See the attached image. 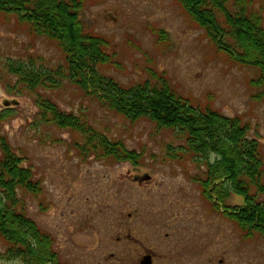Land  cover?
Returning <instances> with one entry per match:
<instances>
[{
    "label": "rangeland",
    "instance_id": "rangeland-1",
    "mask_svg": "<svg viewBox=\"0 0 264 264\" xmlns=\"http://www.w3.org/2000/svg\"><path fill=\"white\" fill-rule=\"evenodd\" d=\"M246 1L260 15L264 28V0ZM80 20L86 33L105 42V52L112 57V64L99 71L124 89L164 79L191 105L246 125L249 137L260 143L264 185V92L250 85L256 71L232 63L177 0H82ZM29 59L48 69L65 65L64 54L53 41L36 36L16 15L0 13V91L3 99L18 102L4 109L0 100V137L38 183L40 191L35 195L19 192L20 210L51 236L60 264H86L87 249L100 232L90 219L99 207L98 217L108 218L113 216L112 208H121L125 215L134 202L148 208L178 201L182 206L196 203L197 216H208L200 189L189 181L199 168L184 152L185 139L147 120H125L67 79L54 90L38 89L35 94L21 90L7 66ZM40 100L77 117L110 142L122 143L139 155L138 165L81 154L75 146L83 142L81 135L40 121ZM128 170L150 174L154 185L141 189L119 181L118 176ZM256 200L264 205V195ZM242 202L233 195L228 205L234 208ZM218 216L213 213L215 223ZM225 226L215 224L214 232H239L234 225V230ZM5 248L0 239V251ZM250 248H256L254 241ZM0 264L13 263L0 259Z\"/></svg>",
    "mask_w": 264,
    "mask_h": 264
},
{
    "label": "trees",
    "instance_id": "trees-1",
    "mask_svg": "<svg viewBox=\"0 0 264 264\" xmlns=\"http://www.w3.org/2000/svg\"><path fill=\"white\" fill-rule=\"evenodd\" d=\"M191 21L228 59L256 71L250 82L264 92V28L259 14L246 0H177ZM82 0H0V13L14 14L36 36L53 41L64 54V66L48 69L29 59L7 66L17 79L16 86L35 94L38 89L54 90L62 80L74 83L102 107L125 120H147L158 129L172 131L185 139V151L207 169L203 187L213 188L215 200L231 196L243 198L245 206L230 208L229 217L246 231L264 232V195L260 143L249 137V129L239 119L229 118L209 108L200 109L176 94L164 79L124 89L99 68L112 64L105 42L86 33L80 20ZM39 119L82 136L76 148L83 154L136 166L139 155L120 142H110L103 134L62 113L50 101L37 102ZM10 110H8L9 112ZM0 239L6 248L0 259L13 264H60L50 235L42 232L20 209L19 192L39 193L30 170L20 167L9 143L0 137ZM251 191H254L251 194Z\"/></svg>",
    "mask_w": 264,
    "mask_h": 264
},
{
    "label": "flooded vegetation",
    "instance_id": "flooded-vegetation-1",
    "mask_svg": "<svg viewBox=\"0 0 264 264\" xmlns=\"http://www.w3.org/2000/svg\"><path fill=\"white\" fill-rule=\"evenodd\" d=\"M193 163L197 164L195 161ZM197 167L199 173L189 177V181L200 189L205 204L204 213L208 216H197L196 203L182 206L178 201H164L148 208L134 202L127 206L129 209L125 215L124 211L118 210L121 208H112L110 213L113 216L108 218L98 217V214L102 215V208L99 207L90 219L100 232L95 233L94 245L87 249L85 263L264 264V232H248L239 227L229 217L230 198L223 202L215 200L213 188L218 184L204 188L201 182L207 169L202 163ZM118 179L141 189H150L154 185L151 175L145 172L128 170ZM257 203L263 205L259 200ZM243 206L244 200L242 206L234 208ZM213 213L221 215L216 217L219 222L215 223ZM222 223L226 229L236 228L239 232L215 233V224ZM252 241L256 248H250Z\"/></svg>",
    "mask_w": 264,
    "mask_h": 264
},
{
    "label": "water",
    "instance_id": "water-1",
    "mask_svg": "<svg viewBox=\"0 0 264 264\" xmlns=\"http://www.w3.org/2000/svg\"><path fill=\"white\" fill-rule=\"evenodd\" d=\"M0 100L2 101V106L4 109H9L10 107H14L18 105V102L16 100H6L3 99V95L0 91Z\"/></svg>",
    "mask_w": 264,
    "mask_h": 264
}]
</instances>
